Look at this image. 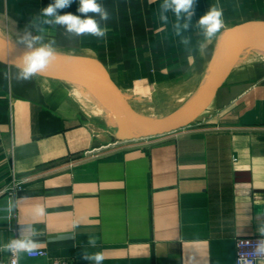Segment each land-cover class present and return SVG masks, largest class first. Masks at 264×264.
<instances>
[{
  "label": "crops",
  "instance_id": "1",
  "mask_svg": "<svg viewBox=\"0 0 264 264\" xmlns=\"http://www.w3.org/2000/svg\"><path fill=\"white\" fill-rule=\"evenodd\" d=\"M52 2L0 0V33L19 39ZM100 3L111 17L105 38H69L63 28L45 26V39L55 40L61 55L102 64L134 94L154 95L180 81L200 80L212 70L229 28L264 25V0H195L185 33L191 37L189 53L173 33L172 13L167 25L159 20L162 0ZM214 5L223 9L224 27L205 41L196 23ZM78 7L73 0L60 14L80 15ZM9 69L15 72L0 62V264L8 259L4 246L27 225L48 255L22 252L20 264H50L51 258L94 264L85 254L97 252L105 256L102 264H235L236 238L261 236L264 76L242 78L233 71L204 114L178 130L105 138L97 123L48 94L42 79H5ZM55 80L72 93L68 81ZM85 95L98 114L96 102ZM129 105L141 118H157L155 111ZM14 177L24 185L16 196L8 191ZM36 206L45 209L44 216L34 215Z\"/></svg>",
  "mask_w": 264,
  "mask_h": 264
},
{
  "label": "clouds",
  "instance_id": "2",
  "mask_svg": "<svg viewBox=\"0 0 264 264\" xmlns=\"http://www.w3.org/2000/svg\"><path fill=\"white\" fill-rule=\"evenodd\" d=\"M151 3L152 0H149ZM73 0H53L52 3L40 10L38 16L30 20L22 35L19 36V43L26 46L27 51L14 62L12 67L15 68L13 73L11 69L4 73L5 79H14L17 82H24L32 79L38 74L44 73L49 65L58 59L60 53L56 47L55 40L45 39V26L61 27L64 29L69 38L93 36L97 39L106 37L110 13L108 9L100 3V0H79L77 12L80 15L72 13L60 14V10L68 8ZM195 0H162L159 6V20L162 24L169 23L168 13L171 12L175 17L172 23V30L175 36L180 38V43L184 46L186 52L191 53V37L186 36L192 27V17L194 15ZM200 29V35L205 41L213 40L224 27L223 9L214 5L200 17L196 23ZM36 34L33 35L32 30ZM201 52L205 50V44L200 43ZM14 204L11 200L7 203V211H11ZM35 216H44L45 209L42 206H36L34 209ZM261 236H264V225L258 229ZM27 235H24L26 234ZM37 235L35 228L31 225L23 226L19 238L8 242L4 249L19 255L22 252L32 254L37 251V243L33 239ZM95 246V241L90 242ZM256 257L264 258V239H259L253 249ZM85 259L102 264L105 256L103 252H97L92 255L85 254ZM237 264H252V261L240 258Z\"/></svg>",
  "mask_w": 264,
  "mask_h": 264
},
{
  "label": "water",
  "instance_id": "3",
  "mask_svg": "<svg viewBox=\"0 0 264 264\" xmlns=\"http://www.w3.org/2000/svg\"><path fill=\"white\" fill-rule=\"evenodd\" d=\"M257 47H264V25L249 22L229 28L218 49L209 82L202 92L184 107L167 111L170 114L165 116H160L159 111L161 110L157 112L153 109H146L158 114L154 120L141 118L134 114L129 104L137 102V96L129 90L125 91L100 63L96 64V67L71 63L66 60L68 58L60 54L44 73L36 77L43 81L45 79L66 80L101 92L109 97L111 105L124 124L127 137L155 136L178 130L200 118L213 102L218 90L228 81L231 73L238 70L241 61L243 63L244 55ZM23 54L11 41H0V62L12 66L13 62ZM77 59L84 60L80 57Z\"/></svg>",
  "mask_w": 264,
  "mask_h": 264
},
{
  "label": "rangeland",
  "instance_id": "4",
  "mask_svg": "<svg viewBox=\"0 0 264 264\" xmlns=\"http://www.w3.org/2000/svg\"><path fill=\"white\" fill-rule=\"evenodd\" d=\"M0 39L2 41L9 40L14 43L18 49L27 51L24 44L15 42L19 39L10 40L9 38H7L6 34L2 33H0ZM249 55L250 54L248 53L245 54L243 63L242 61L239 63L238 75H242V78L243 76L250 78L264 76V62L253 61L252 58L249 57ZM216 56L217 55L215 54L213 65L215 64ZM64 57L68 58L66 60L71 63H78L90 67L97 66L90 60L86 61V59H77V56H70L65 54ZM211 71H206L200 80L191 78L190 81L183 84L182 81L178 82L176 85L179 86L169 90L162 91V88H160V91L158 90L159 92L155 93L154 95L138 94L136 92V94H134L132 92L138 98V100H136L137 102L135 103H137L141 108L144 109H153L157 112L158 110H161V112L159 111V113H161L160 116L168 115L170 114V112L167 111H173L184 107L185 105L193 101L202 92V90L209 82ZM43 84L44 87H46V91L48 92V94L59 96L62 101L69 103L70 107L72 106L76 110V113L82 114L86 118V120L90 121L91 123H97L96 126L99 128L98 131L101 133L102 137L111 138L115 134L125 135L124 124L119 118L113 106L108 105L106 108L108 112L97 114L96 111L93 110V105H91V103L87 104L88 96L83 92H80L81 90L77 88L81 85L68 81V88L70 91H72V93H70L69 91H66L67 87L62 82H58L52 79H45Z\"/></svg>",
  "mask_w": 264,
  "mask_h": 264
},
{
  "label": "built area",
  "instance_id": "5",
  "mask_svg": "<svg viewBox=\"0 0 264 264\" xmlns=\"http://www.w3.org/2000/svg\"><path fill=\"white\" fill-rule=\"evenodd\" d=\"M24 188L23 181L14 177L12 184L9 186L8 191L12 196H16L17 193ZM19 238V234L16 232L15 235L9 240ZM259 239H264V236L250 235V236H239L236 238V259L245 258L252 261V264H260V261H264V258L254 256L253 249ZM30 257H45L47 256V250L45 248H37L32 254H28ZM5 264H20V254L16 255L14 252L8 251V259ZM50 264H71L66 258H51Z\"/></svg>",
  "mask_w": 264,
  "mask_h": 264
},
{
  "label": "bare ground",
  "instance_id": "6",
  "mask_svg": "<svg viewBox=\"0 0 264 264\" xmlns=\"http://www.w3.org/2000/svg\"><path fill=\"white\" fill-rule=\"evenodd\" d=\"M1 41V40H0ZM1 42H4V41H1ZM17 48V47H16ZM17 50L25 53L26 51L25 50H21V49H18ZM58 52L60 53V51L58 50ZM250 54L254 55V56H257V57H260V58H263L264 57V47H257V48H254L252 49L250 52ZM61 54V53H60ZM79 57H83L85 58L86 56L84 55H79ZM87 58V57H86ZM82 86V85H81ZM79 87V90L80 92H83L85 94H87V92L89 93V95L93 98H91L94 102H96L97 106H98V113H102V112H108V110L106 109L108 105H111V101L109 99L108 96H106L105 94L101 93V92H97V91H94V90H91V89H88L86 87L85 91L83 87ZM112 106V105H111ZM111 110V109H110ZM148 120H154V119H148Z\"/></svg>",
  "mask_w": 264,
  "mask_h": 264
}]
</instances>
